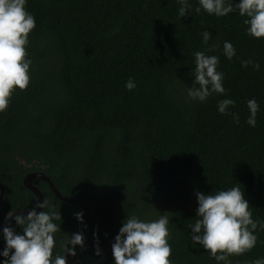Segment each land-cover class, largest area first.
<instances>
[{
    "label": "trees",
    "instance_id": "obj_1",
    "mask_svg": "<svg viewBox=\"0 0 264 264\" xmlns=\"http://www.w3.org/2000/svg\"><path fill=\"white\" fill-rule=\"evenodd\" d=\"M187 4L182 18L179 0H27L35 19L25 46L30 82L0 113V226L10 211L39 202L25 186L30 173H43L64 197L91 209L74 264L98 263L101 249L100 264H114L111 245L126 216L164 213L172 264H217L191 247L195 191L239 186L252 219L264 221V38L246 35L238 12L218 18L196 13L197 0ZM225 41L235 49L231 60ZM197 51L219 58L224 95L204 102L187 96ZM223 99L235 102L227 115L217 111ZM250 99L259 105L255 127L245 123ZM33 184L61 214L52 252L62 255L80 222L75 214L84 211L61 201L46 181ZM14 217L9 226L22 234ZM256 235L255 247L229 257L230 264L264 258V230ZM4 246L0 232V251Z\"/></svg>",
    "mask_w": 264,
    "mask_h": 264
},
{
    "label": "clouds",
    "instance_id": "obj_2",
    "mask_svg": "<svg viewBox=\"0 0 264 264\" xmlns=\"http://www.w3.org/2000/svg\"><path fill=\"white\" fill-rule=\"evenodd\" d=\"M27 0H0V113L9 105L15 89L25 90L30 82L29 70L31 60L27 58L26 45L28 36L35 28L34 17L26 11ZM178 15L182 18L190 14L187 0H179ZM196 13L201 9L209 15L225 17L229 13L238 12L246 25L245 34L255 39L264 38V0H239L233 4L231 0H197ZM202 42L207 44L211 34L201 33ZM215 45H212L214 50ZM223 55L231 60L235 49L231 42L223 43ZM194 56V79L192 87L187 89V96L193 101L204 102L212 95H224L223 73L217 71L219 58L197 51ZM246 66V64H245ZM259 68V65H254ZM128 91L136 87L132 78L124 85ZM231 99L220 100L217 111L222 115L229 114L227 109L234 106ZM249 116L245 121L250 127L256 125V114L259 105L255 99L247 101ZM238 184V183H237ZM240 185V184H238ZM197 201L196 218L189 224L191 230V247L203 248L210 259L217 264H230L229 257L242 255L253 249L257 242L258 228L264 230V221L253 220L249 203L239 186L227 190H218L203 194L195 191ZM48 208V211L36 209ZM158 212V211H157ZM82 212L75 218L82 221ZM12 217V212L5 219ZM15 223L22 227V234H17L13 227L2 229L4 249L0 251V264H66V254L75 256V248L83 249V235L74 233L61 245L62 255L53 257L54 234L61 231V214L45 201L37 202L25 216H15ZM170 219L164 213L154 220H141L136 216H126L122 221L118 234L111 245L114 264H172L169 259ZM71 245V247H67ZM11 253V254H10ZM219 253V254H218ZM95 255L100 256L97 247ZM251 264H264V258H257Z\"/></svg>",
    "mask_w": 264,
    "mask_h": 264
},
{
    "label": "water",
    "instance_id": "obj_3",
    "mask_svg": "<svg viewBox=\"0 0 264 264\" xmlns=\"http://www.w3.org/2000/svg\"><path fill=\"white\" fill-rule=\"evenodd\" d=\"M36 179H41V180H44V181H46L49 185H50V187H51V189L53 190V192H54V194L61 200V201H63V202H67V203H73V204H77V205H79L80 207H82V209H83V211H84V216H83V218H82V221H80L79 222V224L76 226V229H75V231H74V233H78L79 231H81L82 230V228L84 227V225H85V223H86V221H87V219L90 217V215H91V209L88 207V206H86V205H84V204H82V203H79V202H77V201H74V200H72V199H69V198H66V197H64L55 187H54V185H53V183L50 181V179L46 176V175H44L43 173H30V174H28L27 176H26V178H25V186L28 188V189H30L36 196H37V198H38V201L39 202H43V195H42V193H41V191L33 184V182H34V180H36ZM42 209H37L36 211H37V213H39L40 211H41ZM27 212L28 211H13L12 212V217H9L8 219H6L5 221H4V223H3V225L2 226H0V232H2V229L4 228V227H8L9 226V224H10V222H11V220H12V218L15 216V215H24V216H26L27 215ZM67 247H71V245H68ZM101 251H102V259H101V261H99L98 263H96V264H100L101 262H103V260H105V258H106V254L104 253V251L101 249ZM77 260L76 259H72L71 258V256H68L67 254H66V264H74L75 262H76Z\"/></svg>",
    "mask_w": 264,
    "mask_h": 264
}]
</instances>
